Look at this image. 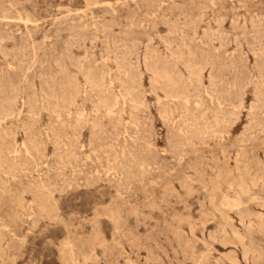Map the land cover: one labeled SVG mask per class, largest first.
<instances>
[{"label": "rangeland", "instance_id": "rangeland-1", "mask_svg": "<svg viewBox=\"0 0 264 264\" xmlns=\"http://www.w3.org/2000/svg\"><path fill=\"white\" fill-rule=\"evenodd\" d=\"M0 40V264H264V0H0Z\"/></svg>", "mask_w": 264, "mask_h": 264}, {"label": "bare ground", "instance_id": "bare-ground-1", "mask_svg": "<svg viewBox=\"0 0 264 264\" xmlns=\"http://www.w3.org/2000/svg\"><path fill=\"white\" fill-rule=\"evenodd\" d=\"M119 1V0H118ZM8 19V18H7ZM4 40V39H3ZM92 40V39H91ZM1 41V40H0ZM165 42V41H164ZM184 43V42H183ZM188 47V46H187ZM165 48H167L166 46H165ZM155 50V49H154ZM153 50V51H154ZM168 51H169V49H168ZM81 58V57H80ZM79 59V58H78ZM79 62V61H78ZM116 67V66H115ZM196 67V66H195ZM201 67V66H200ZM86 79H87V77H86ZM115 96H117V94H115ZM171 97V96H170ZM172 98H174L173 96H172ZM115 99V101H116V97L114 98ZM186 100V101H188L186 98H183V100ZM216 99V98H215ZM158 100H159V98H158ZM90 102V101H89ZM134 102V101H133ZM156 102H158V101H156ZM217 102H219V100L217 101ZM194 103H198L196 100H194ZM115 104H117V103H115ZM201 104V103H200ZM219 104V103H218ZM143 105V104H142ZM197 106V105H196ZM203 106V105H202ZM113 107H114V105H113ZM234 109H236V107L234 108ZM108 110V109H107ZM106 110V111H107ZM97 111H99V110H97ZM109 111V110H108ZM107 111V112H108ZM203 111H204V109H203ZM215 111V110H214ZM84 112V111H83ZM114 112V111H113ZM111 113H112V111H111ZM231 113V112H230ZM161 114V113H160ZM162 114H164V113H162ZM203 114V113H202ZM79 115V114H78ZM165 115H168V114H166L165 113ZM80 116V115H79ZM162 117V116H161ZM163 118H165V117H163ZM215 118V117H214ZM167 120V119H166ZM196 120V119H195ZM217 121V120H216ZM93 129V128H92ZM111 144V143H110ZM112 145V144H111ZM19 147V146H18ZM240 150V149H239ZM239 152V151H238ZM107 154V153H106ZM228 173V172H227ZM252 177V176H251ZM259 179V178H258ZM241 182H242V180H241ZM232 183V182H231ZM228 185V184H227ZM230 186V185H229ZM236 193V192H235ZM236 198H238V197H236ZM264 199V198H263ZM229 200V199H228ZM232 200V199H231ZM234 200V199H233ZM232 202V201H231ZM128 203V202H127ZM240 204V203H239ZM257 204V203H256ZM258 218H260V217H258ZM257 219V218H256ZM201 222V221H200ZM116 223V222H115ZM190 232V231H189ZM245 236V235H244ZM245 239V238H244ZM130 250V249H129ZM199 260V259H198ZM228 261V260H227Z\"/></svg>", "mask_w": 264, "mask_h": 264}]
</instances>
